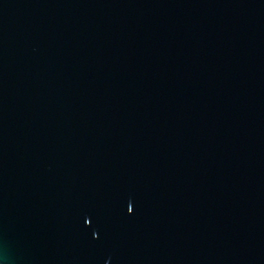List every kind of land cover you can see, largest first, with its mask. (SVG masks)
Wrapping results in <instances>:
<instances>
[{
	"label": "water",
	"instance_id": "95a60500",
	"mask_svg": "<svg viewBox=\"0 0 264 264\" xmlns=\"http://www.w3.org/2000/svg\"><path fill=\"white\" fill-rule=\"evenodd\" d=\"M0 264H264V0H0Z\"/></svg>",
	"mask_w": 264,
	"mask_h": 264
}]
</instances>
